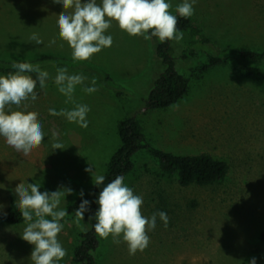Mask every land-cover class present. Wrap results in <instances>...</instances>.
Masks as SVG:
<instances>
[{
  "label": "rangeland",
  "instance_id": "rangeland-1",
  "mask_svg": "<svg viewBox=\"0 0 264 264\" xmlns=\"http://www.w3.org/2000/svg\"><path fill=\"white\" fill-rule=\"evenodd\" d=\"M170 2L169 11L178 14L176 7L183 0ZM58 3L0 0V58L54 57L40 67L49 80L44 90H34L38 99L10 106L14 111L35 112L46 136L27 157L0 137V204L4 209L9 206L10 194L15 195L20 183L39 182L41 192L61 186L74 190L61 198L59 207L65 210L80 198L81 189L86 194L94 185L86 167L105 174L120 146L119 122L134 117L149 145L179 155L210 154L225 161L229 170L213 184L183 186L178 175L162 170L148 151L138 152L125 183L143 197L142 215L164 211L168 225L157 217L156 228L148 233L149 246L135 255H129L122 235L119 243L111 235L100 237L97 264H248L252 257L264 264L260 240L264 230V77L246 74L231 54L225 64L205 71L195 68L197 59L183 55L188 47L197 48L201 61L203 50L263 51L264 0H198L192 28L180 42L172 41L177 69L188 78L189 90L165 109L146 103L165 68L156 55L158 39L130 36L113 22L106 32L113 37L112 46L87 61H75L56 27L64 11ZM33 33L44 43L30 40ZM52 40L56 46H47ZM57 67L88 78L67 103L54 83ZM93 78L98 91L88 94L83 89ZM75 104L90 107L87 128L49 115V108L71 110ZM54 131L59 133L62 149H52ZM68 218L61 221L64 228L57 237L67 252L58 264H73L77 235L87 227L84 220L77 223V218ZM25 227L26 222L0 223V264H33L34 245L21 237Z\"/></svg>",
  "mask_w": 264,
  "mask_h": 264
},
{
  "label": "clouds",
  "instance_id": "clouds-1",
  "mask_svg": "<svg viewBox=\"0 0 264 264\" xmlns=\"http://www.w3.org/2000/svg\"><path fill=\"white\" fill-rule=\"evenodd\" d=\"M197 3L198 0H183L177 5L176 12L180 17H192ZM58 4L64 11L59 15L56 27L59 37L72 49L75 61H87L112 46L113 37L106 32L113 22L130 36L157 37L161 43L183 39V32L177 28V16L169 11L172 7L170 0H59ZM68 9L72 11H66ZM29 39L37 45L44 43L37 33ZM47 46L55 47L56 41H50ZM11 67L14 72L0 75V137L27 157L41 145L46 133L35 112L14 111L10 106H20L29 98L35 102L39 95L34 90H44L49 76L29 62H15ZM33 73L35 76L30 75ZM87 79L83 74H70L67 67H57L54 83L58 92L67 98V103L73 100L76 87L84 85ZM83 90L88 94L97 92L95 78ZM48 111L51 116H62L69 123L88 127L86 117L91 109L87 104H75L71 110L49 108ZM58 136V132L52 133L56 141L52 144L53 150L63 147ZM84 171L92 176L95 186L104 185V175L96 174L92 167H86ZM41 187L39 182H27L15 188L17 207L26 222L21 237L34 245L30 255L33 264H58L67 254L57 238L64 228L61 221L67 214L59 205L61 198L74 194V190L61 186L56 191L41 192ZM101 189L94 201L84 199L85 193L81 189L80 204L75 211L76 222L85 219V214L92 211L91 205L95 203L98 205L93 215L97 221L93 225L95 232L104 239L111 235L116 243L120 242L117 238L122 235L129 255L143 252L149 246L148 233L156 228L157 217L167 227L169 218L164 211L153 213L151 217L142 215L143 197L134 194L123 176H116ZM3 209L4 205L0 204V212ZM248 264H258V258H250Z\"/></svg>",
  "mask_w": 264,
  "mask_h": 264
},
{
  "label": "trees",
  "instance_id": "trees-1",
  "mask_svg": "<svg viewBox=\"0 0 264 264\" xmlns=\"http://www.w3.org/2000/svg\"><path fill=\"white\" fill-rule=\"evenodd\" d=\"M175 15L177 16V28L183 33L192 28L191 17L184 18L180 17L179 14ZM152 38L158 39L157 37ZM207 42L209 40H202L200 43L205 44ZM227 52L228 50H220L218 52L203 50V61H201L197 48L188 47L184 52L186 54L183 55L184 57L190 56L193 60L197 59L195 68L205 71L210 66L225 64L230 59L229 54H231L232 59L238 63L246 74L264 77V50L246 49L235 50L232 53ZM156 55L165 68L154 81L146 103L151 108L165 109L172 106V104L178 103L188 93L189 80L177 69L176 60L172 53V41L161 43L158 39ZM53 59L54 57L50 56L31 60L0 58V74L7 75L9 72H14L15 70L11 66L15 62H29L40 68ZM118 134L120 146L108 162L104 174V185H101V188L118 175L125 178L134 167L135 155L141 150L148 151L162 170L176 173L179 183L183 186L192 183L198 185L213 184L223 179L228 173V164L210 154L179 155L149 145L138 120L134 117H128L119 122ZM100 187L93 185L89 192L85 194L84 199L94 201L102 190ZM9 198V206L0 212V223L8 225L25 223L17 207L15 195L10 194ZM80 199L71 202L66 207L65 211L69 217L68 219L76 218L75 211L80 204ZM97 208L98 205L92 203V211L85 214V219L83 220L87 227L77 235V244L72 253L73 264H97L95 252L100 246V236L93 228V225L97 222L93 216ZM33 218L35 219V216ZM260 240L264 244V230L260 233Z\"/></svg>",
  "mask_w": 264,
  "mask_h": 264
}]
</instances>
